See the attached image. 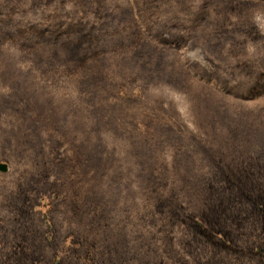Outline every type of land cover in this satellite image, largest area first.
Wrapping results in <instances>:
<instances>
[{
  "label": "rangeland",
  "instance_id": "obj_1",
  "mask_svg": "<svg viewBox=\"0 0 264 264\" xmlns=\"http://www.w3.org/2000/svg\"><path fill=\"white\" fill-rule=\"evenodd\" d=\"M0 163V264H264V0H0Z\"/></svg>",
  "mask_w": 264,
  "mask_h": 264
},
{
  "label": "trees",
  "instance_id": "obj_2",
  "mask_svg": "<svg viewBox=\"0 0 264 264\" xmlns=\"http://www.w3.org/2000/svg\"><path fill=\"white\" fill-rule=\"evenodd\" d=\"M63 53H65L66 55L64 56L65 58H67L68 60H69V62L71 63V61L72 60H76V61H79L81 58H80V55L78 54V51L77 50H75L74 48L73 49H71V50H69V51H66V50H63ZM82 64H83V66H84V69H85V64H86V61H85V58L83 59L82 58ZM87 70V69H86ZM86 70L84 71V73L86 72ZM260 194H261V196H260V199H262V197L264 196V192H260ZM253 197H255V196H253V195H251V194H248V195H246V196H244L243 198L244 199H249V198H253ZM165 201V203H166V200H164ZM264 201V200H263ZM161 202V201H160ZM165 206V204L163 205V207ZM262 209H263V207H259V208H257V209H254L252 212H251V215L250 216H252V215H255V216H257V218H259V219H261L262 218V216L260 215L262 212H264V211H262ZM178 210H179V208H178ZM246 210L245 209H243V211L242 212H245ZM169 212H170V216L172 217V219H176V220H179L180 219V216H179V213H176L177 211H175V210H172L171 209V207H169ZM250 212V211H249ZM231 218H233L229 213H228V210L227 209H225L224 208V220L222 219H220V218H216V217H213V218H210V222L209 223H211L214 227H216V228H220L222 231H223V233H225L226 235H228V236H232L233 235V230L231 229V227H230V223H231ZM241 220V218H239V220H238V225L240 224V221ZM224 221V222H223ZM240 221V222H239ZM221 222H223V224L221 223ZM233 223H237V222H235V221H232ZM238 250V251H237ZM240 250H241V248H237L236 249V251L237 252H235V254H238V253H240ZM252 262H253V264H263V263H259V262H256V261H254V260H252Z\"/></svg>",
  "mask_w": 264,
  "mask_h": 264
},
{
  "label": "water",
  "instance_id": "obj_3",
  "mask_svg": "<svg viewBox=\"0 0 264 264\" xmlns=\"http://www.w3.org/2000/svg\"><path fill=\"white\" fill-rule=\"evenodd\" d=\"M8 171V166L5 163H0V172L6 173Z\"/></svg>",
  "mask_w": 264,
  "mask_h": 264
}]
</instances>
